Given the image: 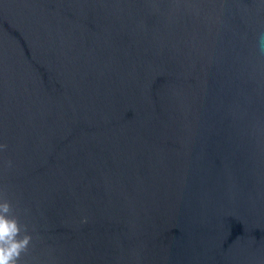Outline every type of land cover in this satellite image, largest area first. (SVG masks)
<instances>
[{"label": "water", "instance_id": "1", "mask_svg": "<svg viewBox=\"0 0 264 264\" xmlns=\"http://www.w3.org/2000/svg\"><path fill=\"white\" fill-rule=\"evenodd\" d=\"M4 199L19 264H264V0H0Z\"/></svg>", "mask_w": 264, "mask_h": 264}, {"label": "clouds", "instance_id": "2", "mask_svg": "<svg viewBox=\"0 0 264 264\" xmlns=\"http://www.w3.org/2000/svg\"><path fill=\"white\" fill-rule=\"evenodd\" d=\"M12 212L7 199L0 202V264H19L21 254L28 250L32 240L27 227L22 228Z\"/></svg>", "mask_w": 264, "mask_h": 264}]
</instances>
